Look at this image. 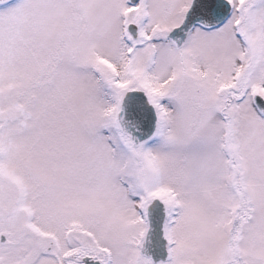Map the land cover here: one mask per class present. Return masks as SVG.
Wrapping results in <instances>:
<instances>
[{"label": "snow or ice", "instance_id": "6c2138e0", "mask_svg": "<svg viewBox=\"0 0 264 264\" xmlns=\"http://www.w3.org/2000/svg\"><path fill=\"white\" fill-rule=\"evenodd\" d=\"M157 205L163 264H264V0H0V264H153Z\"/></svg>", "mask_w": 264, "mask_h": 264}, {"label": "water", "instance_id": "95a60500", "mask_svg": "<svg viewBox=\"0 0 264 264\" xmlns=\"http://www.w3.org/2000/svg\"><path fill=\"white\" fill-rule=\"evenodd\" d=\"M197 2H199V0H197ZM224 19H226V17H221L217 15L214 18V21L218 23H222ZM188 24L189 26H195L197 25V22L195 21V19H193L190 16ZM210 26H211V22H210ZM176 38H177V33H173L170 35V39H176ZM122 115H124V113H122ZM125 119L126 120L128 119L126 115H125ZM158 206L161 207L160 210H156V207ZM163 218H164V209L162 205H157L154 206V208L150 209L148 215L150 228L145 237L141 254L154 261L162 258L163 260H166L167 253H166V241H164L163 239Z\"/></svg>", "mask_w": 264, "mask_h": 264}, {"label": "flooded vegetation", "instance_id": "af4514ba", "mask_svg": "<svg viewBox=\"0 0 264 264\" xmlns=\"http://www.w3.org/2000/svg\"><path fill=\"white\" fill-rule=\"evenodd\" d=\"M130 29L132 30V33L130 34V35H132L133 36V38L135 39L136 38V32L138 31L135 27H130ZM161 209V207L160 206H158V207H156V210H160ZM162 213V212H161ZM164 221H165V219H164ZM152 260V259H151ZM153 261V264H163V262L165 261V260H163V258L162 259H158V260H156V261H154V260H152Z\"/></svg>", "mask_w": 264, "mask_h": 264}, {"label": "rangeland", "instance_id": "374dc122", "mask_svg": "<svg viewBox=\"0 0 264 264\" xmlns=\"http://www.w3.org/2000/svg\"><path fill=\"white\" fill-rule=\"evenodd\" d=\"M17 2H18V0H17ZM131 2L132 3H135L136 2V0H131ZM224 22V21H223ZM222 22V23H223ZM195 26H197V25H195ZM134 27V26H133ZM129 32H130V34L132 33V30L131 29H129ZM149 215V214H148ZM148 227H149V220H148Z\"/></svg>", "mask_w": 264, "mask_h": 264}]
</instances>
